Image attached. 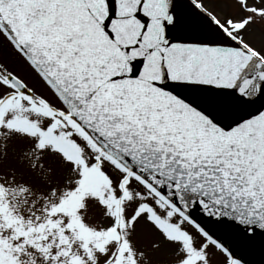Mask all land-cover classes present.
Returning <instances> with one entry per match:
<instances>
[{
	"label": "snow or ice",
	"instance_id": "6c2138e0",
	"mask_svg": "<svg viewBox=\"0 0 264 264\" xmlns=\"http://www.w3.org/2000/svg\"><path fill=\"white\" fill-rule=\"evenodd\" d=\"M0 264H264V0H0Z\"/></svg>",
	"mask_w": 264,
	"mask_h": 264
},
{
	"label": "rangeland",
	"instance_id": "374dc122",
	"mask_svg": "<svg viewBox=\"0 0 264 264\" xmlns=\"http://www.w3.org/2000/svg\"><path fill=\"white\" fill-rule=\"evenodd\" d=\"M254 259H256L257 261H259L260 257L257 255L254 257Z\"/></svg>",
	"mask_w": 264,
	"mask_h": 264
}]
</instances>
